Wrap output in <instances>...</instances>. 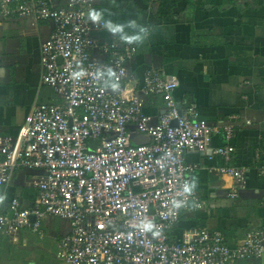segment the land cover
Listing matches in <instances>:
<instances>
[{"label": "built area", "instance_id": "obj_1", "mask_svg": "<svg viewBox=\"0 0 264 264\" xmlns=\"http://www.w3.org/2000/svg\"><path fill=\"white\" fill-rule=\"evenodd\" d=\"M93 7V0H0L1 20L18 15L53 22L41 45V83L56 96L36 100L16 136L0 135V238L44 237L45 221L57 217L70 227L56 255L67 264H264V227L249 230L237 245L220 229L170 239L183 210L204 206L191 188L195 166L185 158L188 151L223 158L221 172L237 184L228 193L232 199L245 188L247 167L235 164L233 145H212L217 124L196 104L179 103L177 77L158 68L143 79V93L165 103L151 123L143 100L126 96L136 36L102 42L96 33L106 23L91 16ZM131 125L149 142L133 144ZM225 131L233 138L232 126ZM255 159L264 176L261 152ZM22 170L36 173L29 177L32 201L8 195Z\"/></svg>", "mask_w": 264, "mask_h": 264}, {"label": "crops", "instance_id": "obj_2", "mask_svg": "<svg viewBox=\"0 0 264 264\" xmlns=\"http://www.w3.org/2000/svg\"><path fill=\"white\" fill-rule=\"evenodd\" d=\"M93 1L91 16L106 23L96 33L102 42L129 32L136 36L137 53L128 65L126 96L137 94L143 100L142 112L151 123L158 121L165 103L160 95L143 93V79L148 69L158 68L177 77L174 97L179 103L196 104L205 119L217 124L219 131L212 145H233L235 164L247 167L245 188L232 199L228 193L237 184L221 172L223 158L188 151L185 158L195 166L191 188L204 206L190 205L183 210L170 239L182 241L188 233L208 228L222 230L230 245L239 244L249 230L264 227V176L255 159L257 152L264 157V0ZM53 30L52 21L34 16L0 19L2 136H16L36 100H55L54 90L41 83V45ZM95 55L101 56L100 50ZM227 126L234 129L230 140ZM129 130L133 144L149 142L135 125ZM31 174L34 172L22 170L14 176L8 189L10 198L32 201ZM43 228L41 238L52 244V258L59 260L58 243L69 233V223L49 217ZM35 236L39 237L30 232L4 236L0 246Z\"/></svg>", "mask_w": 264, "mask_h": 264}, {"label": "rangeland", "instance_id": "obj_3", "mask_svg": "<svg viewBox=\"0 0 264 264\" xmlns=\"http://www.w3.org/2000/svg\"><path fill=\"white\" fill-rule=\"evenodd\" d=\"M31 176L35 171L28 170ZM19 181H24L21 177ZM13 238V237H12ZM52 258V244L41 237H30L27 241L16 239L9 246H0V264H65L61 260ZM63 262V263H62Z\"/></svg>", "mask_w": 264, "mask_h": 264}, {"label": "trees", "instance_id": "obj_4", "mask_svg": "<svg viewBox=\"0 0 264 264\" xmlns=\"http://www.w3.org/2000/svg\"><path fill=\"white\" fill-rule=\"evenodd\" d=\"M167 4H168V3H167V2L165 3V1L162 2L163 7H166V8H167V7H168Z\"/></svg>", "mask_w": 264, "mask_h": 264}, {"label": "clouds", "instance_id": "obj_5", "mask_svg": "<svg viewBox=\"0 0 264 264\" xmlns=\"http://www.w3.org/2000/svg\"><path fill=\"white\" fill-rule=\"evenodd\" d=\"M93 18H94V19L96 18L95 15H93Z\"/></svg>", "mask_w": 264, "mask_h": 264}, {"label": "water", "instance_id": "obj_6", "mask_svg": "<svg viewBox=\"0 0 264 264\" xmlns=\"http://www.w3.org/2000/svg\"><path fill=\"white\" fill-rule=\"evenodd\" d=\"M174 124H175V122H174Z\"/></svg>", "mask_w": 264, "mask_h": 264}]
</instances>
